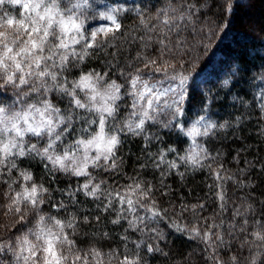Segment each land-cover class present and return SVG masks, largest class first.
I'll return each instance as SVG.
<instances>
[{
  "label": "snow or ice",
  "instance_id": "obj_1",
  "mask_svg": "<svg viewBox=\"0 0 264 264\" xmlns=\"http://www.w3.org/2000/svg\"><path fill=\"white\" fill-rule=\"evenodd\" d=\"M212 7L220 23L209 17ZM240 7L236 0H163L149 8L122 0H0V186L7 202L0 264H153L158 257L167 264L162 225L202 245V264H264V199L247 191L230 215L228 207V182L257 187L256 162L238 149L232 172L210 147L221 135L242 141L235 132L245 117L264 121V71L253 78L250 100L232 97L243 113L219 123L212 118L219 97L192 89L212 41L229 27L224 18ZM92 61L101 69L89 68ZM173 135L179 146L165 142ZM129 137L143 145L132 175L121 154ZM148 169L158 182L146 179ZM189 170L206 171L212 181L211 215L207 200H173L168 177L183 182ZM258 174L264 177V159ZM61 175L73 179L53 187ZM80 196L95 208L83 207ZM112 214L109 230L104 218Z\"/></svg>",
  "mask_w": 264,
  "mask_h": 264
},
{
  "label": "trees",
  "instance_id": "obj_2",
  "mask_svg": "<svg viewBox=\"0 0 264 264\" xmlns=\"http://www.w3.org/2000/svg\"><path fill=\"white\" fill-rule=\"evenodd\" d=\"M220 2L222 0H216L217 4ZM162 3L163 0H136L128 6L139 5L149 8L161 6ZM236 3L241 5L239 12L234 17L228 16L224 18L229 27L219 32L212 41V46L208 50L207 55L201 60L192 83L194 93L205 96L211 93L212 96L219 97L215 108L212 110V118L218 123L222 122L223 119L234 118L235 115L243 113L242 105L237 104L233 107L232 97L243 96L244 99L250 100L253 90L250 85H252L253 78L258 77L259 73L264 71V0H236ZM209 4L210 6L212 5V0H209ZM253 16L257 18L255 33L251 31L252 24L250 20ZM209 17L216 23H220L222 20L221 13L217 7H212ZM132 23L131 19L126 21L128 25ZM88 67H96L97 70H100L102 65H99L97 61H92ZM225 80L231 81L227 88L223 86ZM256 90L258 91V89ZM197 112H199L198 107L194 108L190 115L195 118ZM262 125H264V121H259L255 114L251 118L245 117L240 130L235 132V136L243 137L242 141L234 140L232 135H229L227 139H224L223 135H221L219 139L214 140L210 145L212 148L220 149L223 153L224 167L232 172H236L237 169L233 157L238 149L243 150L246 148L247 151H242V155L246 156L248 160L256 162L257 165L251 177V182L257 186L254 191L252 189L238 190L235 185L228 182L229 215L233 203L235 202L238 206V198L247 191H252L253 196L257 199H264V196L261 195L264 192V187L261 186L264 177L258 174L259 161L264 159V135H261ZM165 142H173L174 146H179V141L174 135L171 138L165 137ZM142 146V141L139 137H129L125 142L121 154L126 161L124 171L129 175L133 174L134 169H139L140 161L137 160V156L140 155ZM152 150H156L155 146ZM141 160H143L142 156ZM29 164L38 182L43 179L46 186H48L47 177L42 166L36 161H31ZM29 164L25 166H29ZM240 167H243V164ZM181 171H184L183 167ZM146 173V179L158 182V174L154 177L151 174V169L146 170ZM105 178H107V174H105ZM72 179L61 175L58 182L52 186L65 187ZM121 182L123 183V181ZM211 182L206 171L193 173L189 170L185 173L183 182L175 175L167 179V183L172 186L173 200L176 204L180 203V197H183L184 201L188 203L207 200L206 207L208 211L205 215H211L217 208L216 204L213 203L214 195L209 193L207 187V184ZM4 190L5 188L0 186V222L6 219L4 213L7 202L3 198ZM79 200L83 207L95 208V205L90 202L91 198L80 196ZM111 218H115L114 214L104 218L109 230L114 227L108 222ZM162 227L169 232V243L166 250L170 252V260L167 261V264H181V262L182 264H189V254H191L190 264H202V245L171 232L164 225ZM0 234H2V229H0ZM153 264H166L165 258L158 257L153 261Z\"/></svg>",
  "mask_w": 264,
  "mask_h": 264
},
{
  "label": "rangeland",
  "instance_id": "obj_3",
  "mask_svg": "<svg viewBox=\"0 0 264 264\" xmlns=\"http://www.w3.org/2000/svg\"><path fill=\"white\" fill-rule=\"evenodd\" d=\"M136 0H122V2H124V3H126V5L128 6L129 4H131V3H134ZM256 17L255 16H253L252 18H251V24H252V28H251V31L252 32H256ZM96 23V22H95ZM94 23V24H95Z\"/></svg>",
  "mask_w": 264,
  "mask_h": 264
}]
</instances>
